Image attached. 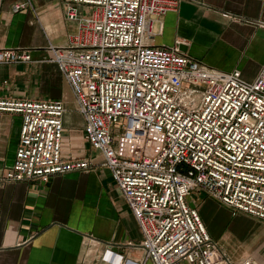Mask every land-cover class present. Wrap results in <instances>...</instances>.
I'll list each match as a JSON object with an SVG mask.
<instances>
[{
	"label": "built area",
	"instance_id": "1",
	"mask_svg": "<svg viewBox=\"0 0 264 264\" xmlns=\"http://www.w3.org/2000/svg\"><path fill=\"white\" fill-rule=\"evenodd\" d=\"M182 1L60 0L77 32L67 46L49 47L50 61L71 88L85 141L102 155L142 232L138 262L118 255L110 262L258 264L228 257L188 198L205 194L234 216L264 222V65L248 82L183 53L179 42L155 45V20ZM31 61L29 50H0V65ZM0 113L22 121L0 185L93 168L63 156V101L0 98Z\"/></svg>",
	"mask_w": 264,
	"mask_h": 264
},
{
	"label": "crops",
	"instance_id": "2",
	"mask_svg": "<svg viewBox=\"0 0 264 264\" xmlns=\"http://www.w3.org/2000/svg\"><path fill=\"white\" fill-rule=\"evenodd\" d=\"M153 30L155 45L179 42L183 53L223 72L238 70L248 82L264 65V0H183L178 11L155 20ZM76 32L60 0H0V50H29L32 57L29 63L0 65V98L63 101V156L93 165L49 183L0 185V264H113L115 255L133 262L142 257L140 227L110 170L101 166L102 155L85 141L71 88L50 61L49 47L67 46ZM21 127L19 115L0 113V175L15 162ZM200 195V203L190 204L210 231L204 213L230 210ZM231 215L236 223L210 236L233 261L264 264V222Z\"/></svg>",
	"mask_w": 264,
	"mask_h": 264
},
{
	"label": "rangeland",
	"instance_id": "3",
	"mask_svg": "<svg viewBox=\"0 0 264 264\" xmlns=\"http://www.w3.org/2000/svg\"><path fill=\"white\" fill-rule=\"evenodd\" d=\"M201 197L202 196L196 192L192 195V197L188 198V201H190V203H194L193 201H197L198 203H200L201 200L199 198H201ZM204 215L206 216V219L208 221V225L210 228V231L209 230L208 231L214 237H218L220 235V233H222V231L224 230L225 226H226V228L230 227V226H232L231 224H233L237 220V219L235 220L232 217L231 212L227 211L225 208L215 209L212 214L204 213ZM223 223H225V225ZM207 228H208V226H207ZM242 233H244V232H242Z\"/></svg>",
	"mask_w": 264,
	"mask_h": 264
},
{
	"label": "water",
	"instance_id": "4",
	"mask_svg": "<svg viewBox=\"0 0 264 264\" xmlns=\"http://www.w3.org/2000/svg\"><path fill=\"white\" fill-rule=\"evenodd\" d=\"M181 51H182V49H181Z\"/></svg>",
	"mask_w": 264,
	"mask_h": 264
}]
</instances>
